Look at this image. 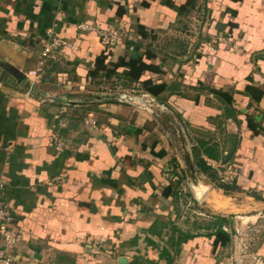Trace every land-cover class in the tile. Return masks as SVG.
Masks as SVG:
<instances>
[{
    "label": "crops",
    "instance_id": "crops-1",
    "mask_svg": "<svg viewBox=\"0 0 264 264\" xmlns=\"http://www.w3.org/2000/svg\"><path fill=\"white\" fill-rule=\"evenodd\" d=\"M80 24L121 39L107 48ZM51 37L58 60L34 78ZM104 51L157 66L166 90L152 95L125 68L93 79ZM0 59L27 77L0 69V181L23 234L13 264H229L240 230L264 237V96L245 92L264 91V0H0ZM202 145L236 173L234 194L197 171ZM216 217L226 247L214 248Z\"/></svg>",
    "mask_w": 264,
    "mask_h": 264
},
{
    "label": "trees",
    "instance_id": "trees-1",
    "mask_svg": "<svg viewBox=\"0 0 264 264\" xmlns=\"http://www.w3.org/2000/svg\"><path fill=\"white\" fill-rule=\"evenodd\" d=\"M147 59H153L154 56L151 54L146 55ZM109 53L104 51L95 62V68L89 72V76L93 79L100 77H112L117 74V70L121 68L127 69L125 74V79L130 83H148L146 90L154 96H159L166 90V85L164 83L154 82L152 79L153 74H158L159 68L154 65H147L143 59H120L116 64H110L108 62ZM148 75L147 80H143L144 77ZM246 94L254 101L259 102L264 96V91L258 89L254 86H247L245 89ZM212 93L217 96L222 102L226 105H229L233 101V97L229 91L213 90ZM248 128L254 133H258V124H256L251 118H247ZM194 165L197 171L204 175L211 185L217 189L221 190L224 195L230 196L238 190L237 181L231 186H222L218 179L215 171L207 164L204 157L208 159H218L219 155L216 154V149L208 145H202L200 147L194 148ZM171 187L167 188L164 191V196H171ZM256 199H260L259 196L253 195ZM217 220V229L213 236L214 239V248L226 247L231 242V236L226 231L223 230L224 218L216 217Z\"/></svg>",
    "mask_w": 264,
    "mask_h": 264
},
{
    "label": "built area",
    "instance_id": "built-area-1",
    "mask_svg": "<svg viewBox=\"0 0 264 264\" xmlns=\"http://www.w3.org/2000/svg\"><path fill=\"white\" fill-rule=\"evenodd\" d=\"M78 29L82 32H97L101 37L102 44L110 48L112 45L121 39V32L99 30L89 24H80ZM63 43L60 39L51 37L43 48L41 59L36 70L31 72L34 78H38L45 67L47 61H56L61 52ZM213 50V49H211ZM31 90V89H30ZM95 125L96 122H91ZM52 145L57 151L64 149V140L59 135H54L51 138ZM207 164L215 171L217 179L222 186H231L236 181L235 172L231 170L224 162H217L206 159ZM6 186L4 181H0V264H13L14 257L8 253L9 249L18 248L23 242V234L21 232L14 233L15 217L11 209L5 203ZM121 264V263H115Z\"/></svg>",
    "mask_w": 264,
    "mask_h": 264
},
{
    "label": "rangeland",
    "instance_id": "rangeland-1",
    "mask_svg": "<svg viewBox=\"0 0 264 264\" xmlns=\"http://www.w3.org/2000/svg\"><path fill=\"white\" fill-rule=\"evenodd\" d=\"M178 148L182 149L180 146H178ZM229 168L233 170L230 166ZM219 199L230 202L223 197H219ZM178 201V203L182 206L186 205V203L190 201L193 203V205L191 204V208H189V210L186 208L183 209L185 213L192 214V211H197L196 207L194 206V200H192L190 195L183 193L182 195L178 196ZM256 230L258 229L251 231L245 229L239 231V233L236 235L237 238L232 245L231 251H229L228 254L229 264H264V256L259 253V249L264 242V237H259V235L255 232Z\"/></svg>",
    "mask_w": 264,
    "mask_h": 264
},
{
    "label": "water",
    "instance_id": "water-1",
    "mask_svg": "<svg viewBox=\"0 0 264 264\" xmlns=\"http://www.w3.org/2000/svg\"><path fill=\"white\" fill-rule=\"evenodd\" d=\"M0 69L6 70L8 73H10L18 82L20 85H24V83L27 81V77L24 74L19 73L14 68L9 67L4 61L0 59ZM126 263V261L124 262Z\"/></svg>",
    "mask_w": 264,
    "mask_h": 264
}]
</instances>
